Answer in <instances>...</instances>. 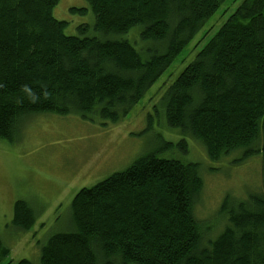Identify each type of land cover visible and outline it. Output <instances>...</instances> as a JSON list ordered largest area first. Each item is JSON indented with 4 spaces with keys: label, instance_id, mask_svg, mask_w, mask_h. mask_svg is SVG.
<instances>
[{
    "label": "trees",
    "instance_id": "obj_1",
    "mask_svg": "<svg viewBox=\"0 0 264 264\" xmlns=\"http://www.w3.org/2000/svg\"><path fill=\"white\" fill-rule=\"evenodd\" d=\"M58 1L0 0V140L12 142L17 121L32 114L120 122L225 0H85L100 37L65 35L52 17ZM135 27L153 47L119 38ZM160 99L182 148L195 141L218 161L254 145L262 193L231 206L226 197L225 226L202 246L198 165L150 152L75 194L74 231L49 237L40 264H264V0H243ZM36 218L14 203L16 229ZM8 255L0 241V264Z\"/></svg>",
    "mask_w": 264,
    "mask_h": 264
},
{
    "label": "rangeland",
    "instance_id": "obj_2",
    "mask_svg": "<svg viewBox=\"0 0 264 264\" xmlns=\"http://www.w3.org/2000/svg\"><path fill=\"white\" fill-rule=\"evenodd\" d=\"M242 1L225 0L120 122L112 124L96 118L85 121L75 114L50 113L26 115L17 121L12 142L0 140V241L9 250L1 264L22 260L40 264V249L49 237L74 231L70 204L75 194L123 172L150 152L161 159L198 165L202 190L193 205V216L201 233H207L202 246L214 240L225 226L219 210L226 197L231 206L262 193V158L254 145L211 161L195 141L180 147L182 137L169 131L162 120V93ZM52 17L65 23L67 36L100 37L85 0H59ZM139 32L135 27L119 38L129 41L136 50L153 47V43L140 40ZM168 143L172 145L168 147ZM16 201L27 203L37 216L28 231L12 224Z\"/></svg>",
    "mask_w": 264,
    "mask_h": 264
}]
</instances>
